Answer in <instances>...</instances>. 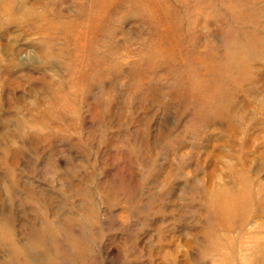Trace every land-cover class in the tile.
Listing matches in <instances>:
<instances>
[{"label":"rangeland","instance_id":"1","mask_svg":"<svg viewBox=\"0 0 264 264\" xmlns=\"http://www.w3.org/2000/svg\"><path fill=\"white\" fill-rule=\"evenodd\" d=\"M76 4L0 0V264H264V0Z\"/></svg>","mask_w":264,"mask_h":264},{"label":"bare ground","instance_id":"2","mask_svg":"<svg viewBox=\"0 0 264 264\" xmlns=\"http://www.w3.org/2000/svg\"><path fill=\"white\" fill-rule=\"evenodd\" d=\"M87 1H88V5H85V0H76L77 3L76 5L79 6L78 8L79 14L82 12V15H78V20L72 22V24L77 28L75 32V36L77 40L80 37L86 36L85 27H86V31H88L89 34L94 33L95 29L97 30L98 23L97 22L94 23V20L97 17V14L106 11L109 8V4H110V0H87ZM162 39L164 38L162 37ZM248 188L249 186L245 187V186L237 185L232 189H229L228 191L226 190L219 191L216 193V201L224 212L239 211L244 207L247 200L251 197L252 194L251 189Z\"/></svg>","mask_w":264,"mask_h":264}]
</instances>
